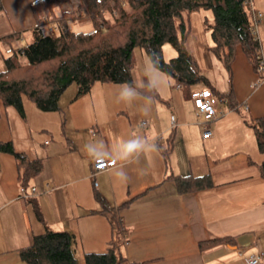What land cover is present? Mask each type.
<instances>
[{
    "label": "crops",
    "instance_id": "1",
    "mask_svg": "<svg viewBox=\"0 0 264 264\" xmlns=\"http://www.w3.org/2000/svg\"><path fill=\"white\" fill-rule=\"evenodd\" d=\"M33 1L3 0L0 16L18 33L30 29L36 22ZM251 3L261 12L257 34L264 60V0ZM202 15L209 16L201 9L190 12L186 44L220 98L211 121L197 123L184 89H171L164 97L156 86L159 98L125 83L95 82L81 94L70 84L58 99L60 109L43 111L32 102L23 104L24 116L0 100V139L43 164L30 180L35 195L21 198L16 160L0 151V264H27L18 249L46 227L72 233L78 264H84V253L103 252L114 237L101 212L103 203L119 222L117 242L125 262L246 264V255L264 251V177L259 172L264 153L247 123L264 115V72L252 69L238 48L229 74L208 49ZM77 22L89 25L90 18ZM230 89L234 106L225 96ZM203 127L212 132L207 142L201 138ZM172 131L166 165L161 149ZM130 141L137 147L128 150ZM100 154L110 155L114 164L91 177L92 158ZM204 174L213 185L187 193L177 192L168 177ZM221 236H233L234 245L199 247L200 241Z\"/></svg>",
    "mask_w": 264,
    "mask_h": 264
},
{
    "label": "trees",
    "instance_id": "2",
    "mask_svg": "<svg viewBox=\"0 0 264 264\" xmlns=\"http://www.w3.org/2000/svg\"><path fill=\"white\" fill-rule=\"evenodd\" d=\"M70 1L34 0L31 3L36 24L30 28L31 41L18 49L25 57L24 67L28 71L23 78L14 79L8 74L20 66L17 52L5 58L6 69L0 72V100L5 106H13L21 116H24L23 95L40 110H58L60 95L72 83L77 85V94L88 91L95 82H109L125 83L142 94L159 98L154 86L139 87L133 81L136 46L144 50L154 67L182 85L186 95L198 86H208L215 93L186 44L189 14L194 10L210 11L211 18L203 19L209 35L208 49L229 74L238 48L257 71L260 41L251 30L249 0H112L113 3L110 0H77L72 10L62 8ZM3 8V0H0V12ZM42 10L49 12L44 19L40 17ZM72 15L88 16L91 28L87 31L71 29ZM43 23L46 28L54 26L55 29L45 31ZM165 42L175 50V56L168 60L163 57ZM40 66L44 68L36 71ZM230 93L231 89L225 96L229 106H234ZM247 123L254 130L258 150L264 153V115L251 118ZM172 139L173 131L161 149L166 165ZM0 151L15 158L19 187H29L30 180L42 170V159H30L10 140L0 139ZM259 172L264 177V160L259 164ZM168 177L172 178L179 193L213 185L209 174ZM33 205L37 218L43 220L38 206L34 202ZM101 212L108 217L114 237L103 252L84 253V264H126L117 242L119 222L105 203ZM220 243L234 245V237L205 239L199 242V247ZM18 253L27 264H78L74 235L66 230L54 231L46 227L43 232L34 234L31 243L19 248Z\"/></svg>",
    "mask_w": 264,
    "mask_h": 264
},
{
    "label": "rangeland",
    "instance_id": "3",
    "mask_svg": "<svg viewBox=\"0 0 264 264\" xmlns=\"http://www.w3.org/2000/svg\"><path fill=\"white\" fill-rule=\"evenodd\" d=\"M77 0H71L65 6L64 9L72 10L76 5ZM201 11H207L208 15L207 18H211V13L207 9H201ZM60 12V9H58ZM49 12L47 10H43L40 12V17L44 19ZM204 15V14H203ZM202 15V26L204 28V21L205 18ZM74 17L72 20L69 21V27L73 30H82L87 31L91 28V25H84L79 24L77 20L82 19L83 17L88 16H78L72 15ZM36 24V22H35ZM81 25V26H80ZM45 31L55 29L54 26H50V28H46V23L42 24ZM33 27V26H32ZM52 32V31H51ZM13 35H22L23 37H14ZM31 41V32L28 28H23L19 33L16 32V29L13 28V25L6 20L4 16H0V72L6 69L5 58L13 51L17 52V61L19 63V67L15 70L9 72V76L14 79L23 78L28 71L25 69V57L18 52V49L21 48L23 45L29 43ZM135 65L132 69V78L138 85H149V86H156L162 93L164 97H167L170 90L172 89L173 92L178 93V89L176 88V83L171 78V76L166 75L162 71L158 70L156 67L153 66L149 58L146 56L144 50L136 46L133 50ZM175 56V50L173 47L168 43L165 42L163 45V57L165 60H168ZM44 68V66H40L36 69L39 71L40 69ZM71 87H77L76 83H72ZM200 87V86H198ZM70 89V88H69ZM73 89V88H71ZM24 105L27 103L34 105L32 102H28L26 99V95H23ZM26 108V107H25Z\"/></svg>",
    "mask_w": 264,
    "mask_h": 264
},
{
    "label": "built area",
    "instance_id": "4",
    "mask_svg": "<svg viewBox=\"0 0 264 264\" xmlns=\"http://www.w3.org/2000/svg\"><path fill=\"white\" fill-rule=\"evenodd\" d=\"M110 3H113L110 0ZM249 3V11L251 15V30L256 34L255 36L258 38L257 34V25L258 19L261 16V12L256 11L251 3ZM260 62L257 66V71H264V60L262 58L261 49H260ZM264 79V76L262 77ZM176 88L183 90V86L176 83ZM189 96L192 100L193 106L195 108V114L197 117V123L203 124L205 122L211 121L217 117L218 110L216 108V102L220 100L212 89L208 86L195 87L190 90ZM222 112V111H220ZM172 121L174 117H171ZM144 121H142V125ZM212 137V132L209 128L203 127L201 129V138L204 142H207ZM114 164V160L110 155L100 154L95 155L91 161V173L90 176L94 177L98 172L108 170ZM97 183L94 181V185ZM36 193V188L34 186L29 187H19L18 195L21 198H30L34 196ZM125 242V241H124ZM246 264H263L264 263V251L253 252L245 256ZM126 264H135L133 261H127Z\"/></svg>",
    "mask_w": 264,
    "mask_h": 264
},
{
    "label": "clouds",
    "instance_id": "5",
    "mask_svg": "<svg viewBox=\"0 0 264 264\" xmlns=\"http://www.w3.org/2000/svg\"><path fill=\"white\" fill-rule=\"evenodd\" d=\"M125 93L127 95H131L132 94L131 89H125ZM126 147H127L128 150L134 149V148L137 147V143H136V141H130V142H128Z\"/></svg>",
    "mask_w": 264,
    "mask_h": 264
}]
</instances>
